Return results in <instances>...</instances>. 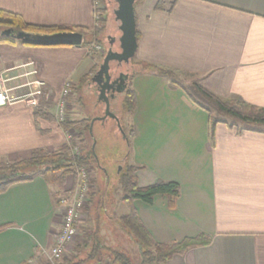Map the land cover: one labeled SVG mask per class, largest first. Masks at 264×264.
<instances>
[{
  "label": "crops",
  "instance_id": "1",
  "mask_svg": "<svg viewBox=\"0 0 264 264\" xmlns=\"http://www.w3.org/2000/svg\"><path fill=\"white\" fill-rule=\"evenodd\" d=\"M159 2L141 0L134 8L138 50L125 73L136 98L134 111L127 112L131 119L126 126L121 105L117 115L124 134L114 119L94 122L96 145L119 150L117 166L137 167L141 188L158 181L179 184L172 207L165 196L151 205H132L155 242L209 238L208 245L175 255L167 264H264V129L238 131L218 124L212 139L207 111L191 99L180 77L192 76V85L221 99L264 108V0H164L158 9ZM95 9L94 0H0V10L41 27L92 31ZM94 64L83 45L0 42V77L11 94L23 97L39 88L36 82L45 91L35 97L38 106L25 98L0 108V163L29 159L36 150L56 151L67 143L55 105L70 82L69 98L78 106L70 121L89 118L77 89ZM100 103L90 107L93 119L104 116ZM103 155L107 160L110 152ZM75 184V177L67 176L60 193L35 176L0 193V264L50 263L63 221L57 198L71 194ZM124 196L120 202L127 209L118 219L131 210ZM91 204L84 209L77 243L68 251L71 257L84 258L89 251L97 225Z\"/></svg>",
  "mask_w": 264,
  "mask_h": 264
},
{
  "label": "trees",
  "instance_id": "2",
  "mask_svg": "<svg viewBox=\"0 0 264 264\" xmlns=\"http://www.w3.org/2000/svg\"><path fill=\"white\" fill-rule=\"evenodd\" d=\"M99 1L103 0H94V3L98 4ZM163 4L164 0H160L156 8L160 9ZM98 12L100 10L96 6L95 13L98 14ZM0 29L4 31L12 30L14 32L43 34L76 30L84 34L83 47L88 48L93 44V40L98 39L103 33L105 23L96 20L93 33L90 36H86L85 34L90 31L85 29L36 26L26 23L17 14L0 10ZM15 41L17 40L12 37H3L0 39V42L10 44L15 43ZM19 42L23 45H28L22 41ZM158 71L163 75L170 76V78L174 75L171 70L158 69ZM189 94L194 102L198 103V105L207 111L211 124L212 139L214 133L213 128L218 124H225L231 128L238 129V131L252 132H261L262 126H264V108L255 107L239 101L221 99L197 84L192 86ZM135 106L136 98L134 92L128 89L125 93L122 108L124 107L127 112L132 113ZM214 111L218 115V118L214 117ZM92 121L93 118H87L75 122L60 123L65 130L74 127L73 129L76 131L78 142L85 143L91 141L90 146L86 145V148L84 146L83 151L79 154L74 153L71 146L66 143L54 152L36 150L29 159L18 160L13 163H0V193L6 191L15 183L32 180L35 176L44 177L51 185L57 187L61 193L67 176L75 175L78 170L90 168L94 163H99L95 149L96 146L94 147L97 138L94 136ZM126 135L128 138V146L130 147L129 139L133 133ZM77 139L72 141V146L76 145ZM136 172L137 167L127 166L120 174V183L125 193L123 202L131 210L129 214L121 217L119 220L121 226L136 241L135 243L139 245L141 249V264H167L175 255H182L192 248L205 246L210 243L209 238L204 235L190 239L186 238L179 242L168 244L155 242L153 236L146 230L132 205L136 201L151 205L157 196H165L169 201V205L172 207L179 198L180 186L174 181H158L150 186L141 188L138 186V182H136ZM114 261L118 264H130L128 257L122 252L105 249L99 245L95 246L92 251H88L84 258L76 256L71 258L64 257L58 264H90L92 262L114 264Z\"/></svg>",
  "mask_w": 264,
  "mask_h": 264
},
{
  "label": "rangeland",
  "instance_id": "3",
  "mask_svg": "<svg viewBox=\"0 0 264 264\" xmlns=\"http://www.w3.org/2000/svg\"><path fill=\"white\" fill-rule=\"evenodd\" d=\"M141 1V0H139ZM100 12H98L97 16L99 18H96V20L103 21L105 23V29L103 33L98 37V39L93 40V44L88 47V50L95 47L100 46L102 48V53H96L93 54L92 57L94 59V69L92 73L85 78L79 85V89H77V96L79 97V101H82L84 103L83 110H89L88 114L89 118L92 119L93 113L91 111L90 113V107L94 104L98 105L99 99H98V93L96 90L95 85L91 82L92 74L99 69V67L102 65L104 57L111 47L110 42L114 41L113 50L114 51H120L119 49V38L121 36V32L119 30V23L115 19L114 11L118 8L117 0H103L99 1L98 4H96ZM138 4H136V7ZM4 30L0 29V35L2 34ZM94 30L87 32L85 35L90 36L93 33ZM90 51V50H89ZM136 57V56H135ZM136 58L133 57V59L128 64H123L119 69H117V65L115 63L111 64V71L114 74H118L117 72L127 73L128 67L130 68V64H134ZM131 72V71H130ZM179 76V75H178ZM182 77L183 84L186 85L190 90H192V76H180ZM181 79V78H180ZM87 89V90H86ZM77 97V98H78ZM81 97V98H80ZM121 99V98H120ZM74 98L72 100L69 98L68 104L65 108V121L64 122H71V112L73 111V107H78L75 104ZM78 101V100H77ZM200 101V100H198ZM72 103V104H71ZM123 103V102H122ZM71 104V105H70ZM101 107H104L102 103ZM121 102L119 103V106L115 108V113L119 114L121 112ZM56 109L55 111H58V105H55ZM123 120L125 122V125L127 126L128 118L131 119V116L128 115L126 109L123 107ZM92 110V109H91ZM105 110V107H104ZM214 117L218 118L215 111L213 112ZM243 126V125H241ZM68 129V131H74L75 129ZM262 129H264V126H262ZM72 132V134L74 133ZM126 132H129V129H127ZM96 137V135L94 134ZM74 139H77L76 136ZM73 139V140H74ZM72 140V141H73ZM79 140H76L75 146H80L81 151H83V148L86 145L90 146L91 141L89 142H78ZM72 149V146H71ZM96 154L98 156L99 163L93 164L90 166V168H85L89 171V178H90V195L91 198H89L88 204L89 205L91 201V207H92V221L97 224L96 225V231L90 233L92 235L90 239L89 244V251H92L95 246L101 245L105 249L108 246H113L116 251L122 252L123 254L128 257V260L130 264H141V249L136 241L128 234V232L121 226L120 220L118 219L119 215L123 214L124 211H126V207L121 205L120 198L123 196L124 192L122 190V185L120 183V174L124 171V165L123 163L120 166H117L116 163H114L117 159L120 157V151L117 149L109 150L108 148H102L101 143L96 145ZM58 150V149H57ZM56 150V151H57ZM54 152V151H51ZM110 152V156H105L107 160L102 159L103 154H108ZM100 158V159H99ZM114 159V160H113ZM130 164V163H128ZM73 177H75V183L77 180V174H72ZM95 184L97 189H95ZM76 188V184H75ZM95 189V190H94ZM95 191V192H94ZM91 192H94V195L91 194ZM67 196L59 195L58 200L62 197ZM92 199V200H91ZM83 212L82 211V217L81 221L83 219ZM85 213V212H84ZM79 223V226L83 225L81 222ZM100 222V225H99ZM100 227V229H99ZM107 228V231H104L105 228ZM103 230V231H102ZM81 231V229H80ZM79 231V232H80ZM95 233V234H93ZM77 243V239L72 244V246L75 247V244ZM104 245V246H103ZM106 245V247H105ZM71 246V247H72ZM113 250L114 249H109ZM72 254L66 253L65 258H71ZM56 262V264L60 263ZM114 264H118L114 261Z\"/></svg>",
  "mask_w": 264,
  "mask_h": 264
},
{
  "label": "water",
  "instance_id": "4",
  "mask_svg": "<svg viewBox=\"0 0 264 264\" xmlns=\"http://www.w3.org/2000/svg\"><path fill=\"white\" fill-rule=\"evenodd\" d=\"M139 0H117L118 8L114 11L115 19L119 23V30L121 36L119 38L120 51H114V41L110 42L111 47L107 51L103 63L98 72L95 74L93 81L101 84L100 94L101 100L105 105L104 116L93 119L92 125L96 121H104L108 118L114 119L118 123V127L124 134L120 119L117 114L111 111L110 98L108 93L111 90L118 94H125L128 89L129 74H121L120 77L112 81L111 64L117 63L122 66L128 64L136 56L138 50L137 38V19L135 12V5ZM2 37H12L18 41H22L28 45L52 47V46H77L81 47L84 42V35L77 31H62L54 34L43 33H26L14 32L12 30H5L1 34ZM101 80L103 82H101ZM92 132V130H91ZM96 144H94V147Z\"/></svg>",
  "mask_w": 264,
  "mask_h": 264
},
{
  "label": "built area",
  "instance_id": "5",
  "mask_svg": "<svg viewBox=\"0 0 264 264\" xmlns=\"http://www.w3.org/2000/svg\"><path fill=\"white\" fill-rule=\"evenodd\" d=\"M96 18H99L96 16ZM90 50V51H89ZM88 50V55L92 56L96 53H102V48L100 46H95ZM103 54V53H102ZM6 80L0 77V108L21 101L28 98L32 105L38 106V100L35 98L37 96H43L45 94L43 83L36 82L39 88L29 94L18 97L11 94V90L6 88ZM72 94V84L70 82L66 83L62 96L58 102L57 111V121L63 123L65 121V108L68 104L67 99ZM66 130L67 144L72 146V140L76 135V131ZM72 151L76 154L81 152L80 146H72ZM89 171L82 168L77 171L76 188L71 194L60 198L58 201L63 208V221L59 232L56 235L55 244L50 250L49 260L50 263L55 264L61 261L66 253L69 251L72 244L78 237L79 234V223L82 217V211L87 207L90 194V178ZM30 264V263H26ZM110 264V263H104Z\"/></svg>",
  "mask_w": 264,
  "mask_h": 264
},
{
  "label": "flooded vegetation",
  "instance_id": "6",
  "mask_svg": "<svg viewBox=\"0 0 264 264\" xmlns=\"http://www.w3.org/2000/svg\"><path fill=\"white\" fill-rule=\"evenodd\" d=\"M117 65V69H119L121 66L118 65L117 63H115ZM100 68V67H99ZM99 69H97L93 74H92V77H91V82L95 85L96 87V90H97V93H98V99L99 101L103 104V99L101 100V94H100V89H101V84L99 85L97 83V81H93V78L95 77V74L98 72ZM118 74H114L112 73L111 71V74H112V81H115L117 80L121 74H123L122 72H117ZM101 82H103L101 80ZM127 92V91H126ZM124 95V94H122ZM122 95L121 94H118L117 92H114V90H111L109 93H108V97L110 98V103H111V111L113 113H115V108H117V106H119V103L121 102V99L122 98ZM125 96V95H124ZM116 114V113H115Z\"/></svg>",
  "mask_w": 264,
  "mask_h": 264
}]
</instances>
